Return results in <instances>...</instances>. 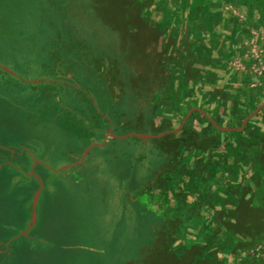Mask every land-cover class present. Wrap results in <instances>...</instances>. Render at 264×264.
I'll return each instance as SVG.
<instances>
[{
	"label": "rangeland",
	"instance_id": "obj_1",
	"mask_svg": "<svg viewBox=\"0 0 264 264\" xmlns=\"http://www.w3.org/2000/svg\"><path fill=\"white\" fill-rule=\"evenodd\" d=\"M104 1L0 0V63L21 77L0 74L5 95L15 97L7 110L17 111L0 123L1 148L40 160L70 158L84 146L99 150L95 144L105 140L113 162L126 158L120 146L137 140L109 136H123L130 124L115 116L129 107L127 95L119 102L112 87L119 67L94 24L95 6ZM123 12L121 49L136 83L152 88L141 94L154 115L143 135L158 140L135 158L134 168L116 166L128 182L120 191L128 203L126 220L113 222V236L103 235L107 220L95 200L69 204L78 244L106 254L71 252L63 264H97V258L98 264H125L124 258L130 264H264V0H128ZM94 68L111 86H83L79 74L92 78ZM31 75L50 82L25 84ZM52 194L35 205L38 222L30 234L50 236L37 225L42 213L54 212L59 197ZM158 225L163 234L154 236ZM174 242L190 247L179 261L157 252ZM153 244L156 252L147 254Z\"/></svg>",
	"mask_w": 264,
	"mask_h": 264
},
{
	"label": "crops",
	"instance_id": "obj_2",
	"mask_svg": "<svg viewBox=\"0 0 264 264\" xmlns=\"http://www.w3.org/2000/svg\"><path fill=\"white\" fill-rule=\"evenodd\" d=\"M127 5L128 0H106L104 3H100V5L95 6L96 20L94 24L101 26V35H103L101 45L103 44L108 49L107 54L113 58V61L117 62L116 65L119 67L116 72L118 78H114L113 72L112 85L115 94H120L119 102H121L123 94L127 95V98L124 97V99L129 107L124 111L118 110L115 116L120 119L126 117L130 125L122 127L123 136L116 135L113 137L110 134L109 136L111 139L124 141L127 138L137 140L132 143L125 142L120 146L121 150H124L122 154L126 158L129 157V161L124 158L120 162H113V149H111L113 146H105V140L95 144L96 147L100 148L99 150L92 149V146H84L79 148L80 152L72 154L70 158L59 154H49L44 155L42 160L33 153L20 154V152L0 147V264H63L65 260H69L71 252L83 254V251L95 257L96 254H99L104 259L106 253L100 246L98 250L87 248L79 245L76 241L79 238V231L76 226L77 219L74 214L75 211L69 206L74 202V199H78L80 204L93 199L101 206V217L107 220V225L103 227V235L113 236V222L117 221L118 218L126 220L127 209L125 205L128 203V198L124 195L123 199H120V191H127L128 182L125 181L124 176L116 174V166L124 165V171L129 166L134 168L135 160H137L135 158L144 156L142 154L146 152V149L153 146L158 140L151 137L138 138L129 135H136L135 133L143 135L148 131L150 132V126L153 123L151 118L154 115L153 112L150 113V109L142 106L143 102H140L141 94L152 91L151 85L145 89L136 83L134 66L128 58V54L121 49L122 29L119 20L124 14V6ZM112 7L113 12H108L107 9ZM114 69L113 66V71ZM0 74L11 76L16 80L21 78L15 74L14 70L9 69L8 63H0ZM35 77L31 75L30 80L24 81L25 84L31 86L50 82L48 79ZM4 78L0 84V91L3 90L2 95L0 94V123L1 121H8V115L12 116L9 118H16L17 115V111H14V116L11 111L7 110L6 102L11 103L13 101L15 103V97L5 95L6 90L4 88L8 84L6 82L4 84ZM79 79L83 86H87L91 82L94 83L98 91H101L103 83L111 86L107 81V75L100 73L95 68L92 78L86 76L84 72V75L79 74ZM76 88L80 90V87ZM87 99L96 106L94 97H87ZM106 116L108 119L110 118V116ZM140 119H143V122ZM124 136L125 138H123ZM106 147L109 149L107 150ZM156 153L161 157L159 151ZM39 172L41 173L38 175ZM40 176L42 177L41 180L39 179ZM118 177L122 178L123 182L118 181L119 183H116ZM55 181L60 184L55 183ZM77 191H79L80 196L77 195ZM52 193H56L59 197V201L53 203V206L51 205L55 207L54 212L46 211L44 214L42 212L45 211L40 208L42 218L37 225L42 229L51 230L50 236L37 237L35 232L30 234L38 222L36 216L34 217L35 205L38 203L37 206L41 207L46 203L49 196L52 197ZM121 215L123 217H120ZM174 218L178 219L177 216ZM163 229L161 225H158L154 230V236L162 235ZM73 235L76 236L74 240L72 239ZM176 242L172 246L163 244L157 252L173 253L174 259L179 261V252L190 247L178 245ZM168 247H173V251H164ZM156 249L155 244L148 245L146 253L156 252ZM108 252L113 254L110 249ZM44 253L46 256L43 255ZM124 259L125 264L131 263V259ZM107 260L109 263L113 262V256L109 255ZM98 263L99 258H97Z\"/></svg>",
	"mask_w": 264,
	"mask_h": 264
},
{
	"label": "water",
	"instance_id": "obj_3",
	"mask_svg": "<svg viewBox=\"0 0 264 264\" xmlns=\"http://www.w3.org/2000/svg\"><path fill=\"white\" fill-rule=\"evenodd\" d=\"M246 120L243 121V123L241 124V128L243 127V124L245 123ZM231 130V129H230ZM130 136H136L138 138H145L146 136L144 135H133V134H129Z\"/></svg>",
	"mask_w": 264,
	"mask_h": 264
}]
</instances>
